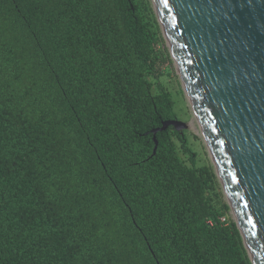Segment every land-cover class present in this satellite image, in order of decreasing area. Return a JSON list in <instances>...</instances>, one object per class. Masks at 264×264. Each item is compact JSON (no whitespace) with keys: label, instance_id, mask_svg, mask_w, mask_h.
Returning <instances> with one entry per match:
<instances>
[{"label":"trees","instance_id":"trees-1","mask_svg":"<svg viewBox=\"0 0 264 264\" xmlns=\"http://www.w3.org/2000/svg\"><path fill=\"white\" fill-rule=\"evenodd\" d=\"M149 0H0V264H251L159 81Z\"/></svg>","mask_w":264,"mask_h":264},{"label":"water","instance_id":"water-1","mask_svg":"<svg viewBox=\"0 0 264 264\" xmlns=\"http://www.w3.org/2000/svg\"><path fill=\"white\" fill-rule=\"evenodd\" d=\"M251 264H264V0H149ZM188 123L165 121L155 133Z\"/></svg>","mask_w":264,"mask_h":264},{"label":"rangeland","instance_id":"rangeland-1","mask_svg":"<svg viewBox=\"0 0 264 264\" xmlns=\"http://www.w3.org/2000/svg\"><path fill=\"white\" fill-rule=\"evenodd\" d=\"M165 44V43H164ZM166 47V46H165ZM167 55V54H165ZM164 55L163 63H159L158 70L163 71V75L159 81L168 89L174 101L173 110L176 113L177 120L183 123H188L186 131V140L188 147L195 153V162L197 165L210 162L205 144L203 143L196 121L189 107L185 93L182 90L176 69L172 63L171 57L167 60ZM170 56V55H169Z\"/></svg>","mask_w":264,"mask_h":264}]
</instances>
